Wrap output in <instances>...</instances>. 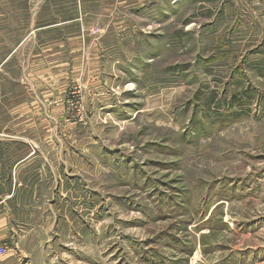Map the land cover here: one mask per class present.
<instances>
[{"label":"rangeland","instance_id":"1","mask_svg":"<svg viewBox=\"0 0 264 264\" xmlns=\"http://www.w3.org/2000/svg\"><path fill=\"white\" fill-rule=\"evenodd\" d=\"M11 7L0 264H264V0Z\"/></svg>","mask_w":264,"mask_h":264},{"label":"crops","instance_id":"2","mask_svg":"<svg viewBox=\"0 0 264 264\" xmlns=\"http://www.w3.org/2000/svg\"><path fill=\"white\" fill-rule=\"evenodd\" d=\"M13 4L22 5L20 9L16 7L17 11L23 12L24 17L29 15L30 20L35 22V28L52 29L64 26V0H0V25L10 20L8 13L12 11ZM71 5H74V0H71Z\"/></svg>","mask_w":264,"mask_h":264},{"label":"built area","instance_id":"3","mask_svg":"<svg viewBox=\"0 0 264 264\" xmlns=\"http://www.w3.org/2000/svg\"><path fill=\"white\" fill-rule=\"evenodd\" d=\"M6 254V249L3 246H0V256H4Z\"/></svg>","mask_w":264,"mask_h":264}]
</instances>
